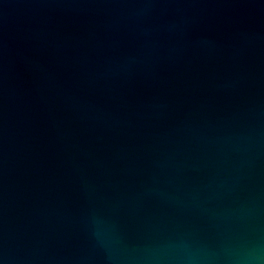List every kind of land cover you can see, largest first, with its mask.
Returning <instances> with one entry per match:
<instances>
[{
    "label": "water",
    "instance_id": "obj_1",
    "mask_svg": "<svg viewBox=\"0 0 264 264\" xmlns=\"http://www.w3.org/2000/svg\"><path fill=\"white\" fill-rule=\"evenodd\" d=\"M0 264H264V0H0Z\"/></svg>",
    "mask_w": 264,
    "mask_h": 264
}]
</instances>
